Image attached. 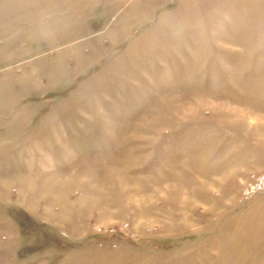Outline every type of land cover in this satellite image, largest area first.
<instances>
[{
	"label": "rangeland",
	"instance_id": "obj_1",
	"mask_svg": "<svg viewBox=\"0 0 264 264\" xmlns=\"http://www.w3.org/2000/svg\"><path fill=\"white\" fill-rule=\"evenodd\" d=\"M262 173L264 0H0V264H264Z\"/></svg>",
	"mask_w": 264,
	"mask_h": 264
},
{
	"label": "built area",
	"instance_id": "obj_2",
	"mask_svg": "<svg viewBox=\"0 0 264 264\" xmlns=\"http://www.w3.org/2000/svg\"><path fill=\"white\" fill-rule=\"evenodd\" d=\"M264 192V173L257 175L244 190L245 197Z\"/></svg>",
	"mask_w": 264,
	"mask_h": 264
},
{
	"label": "crops",
	"instance_id": "obj_3",
	"mask_svg": "<svg viewBox=\"0 0 264 264\" xmlns=\"http://www.w3.org/2000/svg\"><path fill=\"white\" fill-rule=\"evenodd\" d=\"M247 206H249V205H248V204H246V207H247ZM246 207H245V209H246Z\"/></svg>",
	"mask_w": 264,
	"mask_h": 264
}]
</instances>
